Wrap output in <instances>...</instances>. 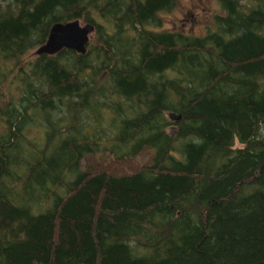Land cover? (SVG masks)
I'll return each instance as SVG.
<instances>
[{"label": "trees", "instance_id": "obj_1", "mask_svg": "<svg viewBox=\"0 0 264 264\" xmlns=\"http://www.w3.org/2000/svg\"><path fill=\"white\" fill-rule=\"evenodd\" d=\"M177 1L0 2V264H264V0L201 35ZM73 20L85 53L21 63Z\"/></svg>", "mask_w": 264, "mask_h": 264}, {"label": "rangeland", "instance_id": "obj_2", "mask_svg": "<svg viewBox=\"0 0 264 264\" xmlns=\"http://www.w3.org/2000/svg\"><path fill=\"white\" fill-rule=\"evenodd\" d=\"M2 1L3 0H0V2ZM215 13H222L218 0H178L171 11L162 12L159 16L162 20V29L201 35L208 26L212 25L213 15ZM92 34L93 31L89 36ZM35 50L36 49H33L27 53L22 58L21 63L34 59L36 57ZM15 72L16 68L11 70V74ZM23 134L28 138H36L40 137L41 132L38 129H25L23 130ZM236 145L240 146V143H236ZM151 156L152 150L146 149L131 161L121 164V169H118V171L130 173L136 166L149 164ZM102 160H104L106 164L113 162L110 156L103 155L101 157V153H95L94 155H87L83 158L81 167L85 169L93 162H102Z\"/></svg>", "mask_w": 264, "mask_h": 264}, {"label": "water", "instance_id": "obj_3", "mask_svg": "<svg viewBox=\"0 0 264 264\" xmlns=\"http://www.w3.org/2000/svg\"><path fill=\"white\" fill-rule=\"evenodd\" d=\"M93 31L91 24L82 25L78 20L56 22L49 30L47 39L35 50V54L53 55L62 49H72L85 53L89 34Z\"/></svg>", "mask_w": 264, "mask_h": 264}]
</instances>
